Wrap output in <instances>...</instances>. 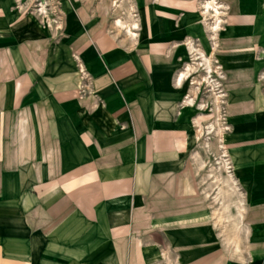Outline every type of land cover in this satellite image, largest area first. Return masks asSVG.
<instances>
[{
    "label": "crops",
    "instance_id": "crops-1",
    "mask_svg": "<svg viewBox=\"0 0 264 264\" xmlns=\"http://www.w3.org/2000/svg\"><path fill=\"white\" fill-rule=\"evenodd\" d=\"M236 1L216 55L232 118L263 106L264 0ZM136 2L135 35L85 19L61 51L16 0H0V264H256L226 263L222 235L198 206L190 78L178 76L189 40L213 49L199 3ZM245 35L251 46L234 45ZM77 60L91 77L83 99ZM249 134L236 137L264 140V128ZM250 202L257 226L264 203Z\"/></svg>",
    "mask_w": 264,
    "mask_h": 264
},
{
    "label": "rangeland",
    "instance_id": "rangeland-1",
    "mask_svg": "<svg viewBox=\"0 0 264 264\" xmlns=\"http://www.w3.org/2000/svg\"><path fill=\"white\" fill-rule=\"evenodd\" d=\"M195 1L201 8L202 19L208 24L211 42L217 53L221 51L219 31L229 28L233 9L238 10L241 6L233 7L232 1L236 3V0ZM208 1L219 9L218 21L211 7L210 12H206L204 5ZM16 6L19 13L33 16L41 27L48 29L50 44L61 43V51L70 49L74 38L84 31L87 26L85 19L91 20V23L106 20L115 29L117 19H122L128 25L137 23L138 19L136 0H16ZM246 18L247 22L253 20L250 15ZM216 25L214 30L213 26ZM122 29L119 26L117 28L119 31ZM190 41L195 47L190 49L191 60L187 63L190 62L196 69L188 74L190 79L185 84L186 96L193 98L188 100L193 101L189 107L195 137L190 155L191 169L198 202L204 203L198 206L209 210L210 225L222 235L220 248L224 250L221 253L226 263L235 257L243 261L248 259L250 263L264 264V221L256 226L249 219L251 196H254L258 205L264 203V140L248 138L253 129L264 128V68L258 72L256 80L263 96L259 95L263 100L259 104L263 106L257 112L247 111L240 117L237 115L232 118L228 110L231 108L230 95L233 90L229 88L232 83L227 79V72L216 54L205 55L192 40L188 44ZM253 42L252 35H245L235 40L234 45L251 46ZM77 64L81 76L77 96L83 99L92 95L91 89L87 87L91 77L80 61ZM186 68V65L182 67L183 70ZM242 77L247 79L243 85L251 84L249 75ZM95 96L98 106L102 105V99ZM240 134L248 137L239 139L236 136ZM150 256V259L154 258L153 253Z\"/></svg>",
    "mask_w": 264,
    "mask_h": 264
},
{
    "label": "bare ground",
    "instance_id": "bare-ground-1",
    "mask_svg": "<svg viewBox=\"0 0 264 264\" xmlns=\"http://www.w3.org/2000/svg\"><path fill=\"white\" fill-rule=\"evenodd\" d=\"M211 7V9H212V11H214L215 13H216V21H218V19H219V17H218V12H219V9L215 6V4L213 3V2H206V4L204 5V8L206 9V12L208 11V12H210V8ZM196 12V11H195ZM116 24L119 26V27H121V28H125L129 33H131L132 35H135V33H134V31H133V29H132V27L133 26H136V23H133L132 25H128V24H125L124 22H123V20L122 19H117L116 20ZM217 26L218 25H216L215 27L213 26V28H214V30L217 28ZM189 49H194V44L190 41L189 42ZM220 46L222 47L223 45L220 43ZM219 46V47H220ZM217 48H218V46H216ZM220 49V48H219ZM221 50V49H220ZM216 51V49H215V47L212 49V52H211V56L213 55V54H218L219 52H215ZM208 61H209V59H208ZM222 66V65H221ZM222 68H223V66H222ZM194 69H196V67L193 65H191V64H189L188 65V67H187V71H184V72H182L181 74H179V76H178V82L179 83H182V81H184V80H186V79H189V77H188V74L190 73V72H192V70H194ZM224 69V68H223ZM263 97V96H262ZM261 99V98H260ZM261 103V102H260ZM263 103V102H262ZM232 111H233V108H230L229 110H228V113L231 115L232 114Z\"/></svg>",
    "mask_w": 264,
    "mask_h": 264
}]
</instances>
